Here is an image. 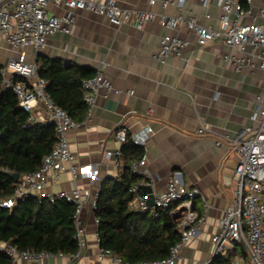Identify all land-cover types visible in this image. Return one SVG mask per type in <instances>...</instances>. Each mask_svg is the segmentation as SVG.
I'll list each match as a JSON object with an SVG mask.
<instances>
[{
	"label": "crops",
	"instance_id": "0c3cea01",
	"mask_svg": "<svg viewBox=\"0 0 264 264\" xmlns=\"http://www.w3.org/2000/svg\"><path fill=\"white\" fill-rule=\"evenodd\" d=\"M253 2L251 14L243 22L263 24L261 2ZM118 4L169 16L182 14L186 19L195 17L200 24L215 29L220 27L223 14L218 0H210L208 7L200 0H190L183 9L164 7L161 0L155 5L150 0H118ZM244 7L249 8L247 4ZM50 10L64 13L55 7ZM75 18L72 32L56 33L38 56L61 59L95 71L102 69L110 78L113 89H100L90 116L79 122L80 128L68 133L75 163L99 165L100 176L95 180L79 179L75 184L72 175L65 172L49 190H72L77 185L92 195L97 194L106 180L120 177L123 171L124 166L116 164L118 160L123 162L122 156L108 159L105 155L107 151L123 148L115 130L125 126L133 134L151 126L154 134L144 149L147 156L144 171L154 179L153 191H165L168 179L178 174L185 186L196 187L202 194L195 199L194 210L202 214L207 205L209 210L200 235L183 248L176 264H201L210 260L212 236L233 200L236 187L234 172L238 157L230 141L243 127L259 126L261 118L256 122L254 112L258 103L264 101V70L238 74L223 58L229 48L222 41L200 48L186 25L177 32L157 22L143 28L117 27L107 17L82 9L75 10ZM173 35L189 39L194 45L181 56L174 54L164 61L155 59L162 37ZM33 52L28 47L27 58L37 62ZM13 54L9 44L0 42V66ZM34 112L39 118L44 117L42 106ZM202 127L207 131L199 134ZM218 141L222 144L217 145ZM95 219V213L87 207L83 213L87 245L77 259L63 255L40 262L19 260L15 264H121L111 257L100 256ZM236 254L242 258L240 253H235L233 261ZM244 258L247 261V256Z\"/></svg>",
	"mask_w": 264,
	"mask_h": 264
},
{
	"label": "built area",
	"instance_id": "2783aa9c",
	"mask_svg": "<svg viewBox=\"0 0 264 264\" xmlns=\"http://www.w3.org/2000/svg\"><path fill=\"white\" fill-rule=\"evenodd\" d=\"M158 0H150L155 5ZM164 7L177 6L183 9L190 0H161ZM204 7L210 5V0H200ZM260 16L264 19V0H260ZM244 4L249 6L248 9ZM253 0H218V7L223 14L220 18V27L215 29L204 26L198 19H186L182 14L169 16L157 14L153 11L123 8L118 0H106L98 3L95 0H0V42L9 44L14 53L7 62L0 66V82L5 89H11L17 96L21 107L30 112V121L42 124L53 123L57 128V142L42 161L39 169L34 172L20 175L14 194L3 200L2 208L12 209L19 200L31 196L38 199H49L52 202L66 201L75 206L74 239L79 245V251L72 255L77 259L87 245V230L83 220L84 210L89 207L94 213L98 207L100 191L92 195L75 185L72 190L52 192L49 187L59 182L63 173L69 172L76 184L79 179L95 180L100 176L97 164L80 166L75 163V155L70 148L68 133L81 127L70 114L57 105L47 94L48 81L39 74L36 61H29L28 47H32L34 56L48 46L49 40L56 33L70 34L75 25V10L82 9L101 16H105L117 27L131 25L143 28L146 24L157 22L160 26L173 32L186 25L196 36V44L200 48L216 41H222L229 52L223 55L224 60L231 64L238 74L253 73L264 70V23L249 24L243 19L251 14ZM51 7L63 9V14L51 12ZM194 43L179 35L164 36L161 39L159 52L154 58L164 61L171 55L181 56L192 48ZM16 77L18 78L16 80ZM113 89L110 78L102 69L97 70L92 78L83 81L84 101L88 106V116L94 106L97 93L100 89ZM38 106L43 108V116L35 114ZM261 118V120H260ZM254 120H260L259 126H246L230 141L238 157V165L234 172L236 187L231 204L219 220L217 231L212 236V256L201 264H214L216 258L226 257L230 250L237 246H244L247 261L236 254L233 264H264V101H260L254 112ZM202 127L199 134L206 133ZM117 140L126 144L131 140L135 145L146 148L154 130L146 126L139 132L130 134L125 126H119L114 132ZM222 142L218 141L217 145ZM106 157L120 158L122 150L107 151ZM117 166L123 167L118 160ZM147 165V156L131 163L132 170L143 180L130 188L133 198L129 204L132 211L150 214L157 217L159 211L170 210V215L177 225L180 240L170 251L168 258L156 264H176L181 258V252L192 240L197 238L202 226L208 218V205L202 214L194 210V201L202 194L196 187H187L178 174H173L167 181L163 192L152 191L153 203H150L151 194H144L142 187L153 189L154 179L144 171ZM99 226V219H95ZM99 239V233H98ZM0 252L12 259L11 264L19 260L40 262L56 256L51 252H36L32 250L20 251L15 246L0 241ZM100 256L111 257L114 261L124 264L120 257L111 251L102 249ZM244 261H246L244 263ZM147 264V262L137 263Z\"/></svg>",
	"mask_w": 264,
	"mask_h": 264
},
{
	"label": "trees",
	"instance_id": "16d2710c",
	"mask_svg": "<svg viewBox=\"0 0 264 264\" xmlns=\"http://www.w3.org/2000/svg\"><path fill=\"white\" fill-rule=\"evenodd\" d=\"M37 64L40 76L48 81L49 97L75 121L82 122L88 115L83 81L94 77L97 71L43 55L37 57ZM56 142L55 124L31 122L30 112L21 107L15 93L3 88L0 82V203L16 190L17 181L12 175L39 169ZM143 155L144 148L131 140L123 145L122 174L103 183L95 211L100 221V247L120 257L125 264L166 259L180 240L170 210H161L154 217L129 208L133 198L130 188L143 180L132 170L131 163ZM74 214L73 204L33 196L19 200L12 209L0 205V241L20 251L76 255L79 245L74 239ZM235 253L247 256L244 246L240 245L226 257L216 258L214 264H232ZM11 263V257L0 252V264Z\"/></svg>",
	"mask_w": 264,
	"mask_h": 264
},
{
	"label": "water",
	"instance_id": "95a60500",
	"mask_svg": "<svg viewBox=\"0 0 264 264\" xmlns=\"http://www.w3.org/2000/svg\"><path fill=\"white\" fill-rule=\"evenodd\" d=\"M12 176L17 182L19 181V178H20L19 173H14ZM142 189H143L144 194H151L150 203L152 204L153 203V196H152L153 189L151 187H147V186L142 187Z\"/></svg>",
	"mask_w": 264,
	"mask_h": 264
},
{
	"label": "rangeland",
	"instance_id": "374dc122",
	"mask_svg": "<svg viewBox=\"0 0 264 264\" xmlns=\"http://www.w3.org/2000/svg\"><path fill=\"white\" fill-rule=\"evenodd\" d=\"M241 256H242V259L245 260V258H244V256L242 254H241ZM244 262H246V261H244Z\"/></svg>",
	"mask_w": 264,
	"mask_h": 264
}]
</instances>
